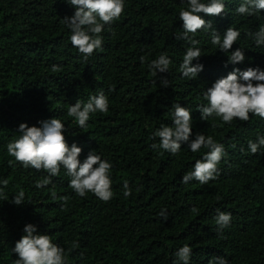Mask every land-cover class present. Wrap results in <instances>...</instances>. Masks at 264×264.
Segmentation results:
<instances>
[{
    "label": "trees",
    "instance_id": "obj_1",
    "mask_svg": "<svg viewBox=\"0 0 264 264\" xmlns=\"http://www.w3.org/2000/svg\"><path fill=\"white\" fill-rule=\"evenodd\" d=\"M242 2L224 0L221 16L200 14L221 40L229 27L241 35L229 52H221L211 42L212 29L190 33L201 50L193 66L202 64L203 71L189 78L179 71L192 47L182 38L179 17L187 0H125L123 14L101 33L102 47L87 59L72 46L71 30L62 22L76 10L67 0H0V181L8 180L6 187L0 183V264L18 259L12 249L27 224L65 250L66 264H174L185 244L193 249L190 264H209L216 257L228 264H264V146L255 154L248 146L264 137V119L250 114L246 122L228 124L216 116L201 120L199 112L208 103L206 90L234 68L264 70V44L258 46L255 36L264 26V11L240 15ZM237 48L245 61L225 67ZM162 53L172 63L153 76L149 64ZM53 65L61 70L53 72ZM101 91L108 111L90 114L80 128L68 115L69 106ZM175 103L191 109L190 140L202 133L224 145L216 179L206 184L182 179L209 149L193 153L182 143L173 155L152 147L160 143L153 134L161 124L172 126ZM52 118L68 129V145L82 148L81 162L95 151L113 165L110 201L91 192L79 197L63 166L52 183L37 188L48 173L25 168L8 154L21 123L40 127ZM125 182L131 189L127 198ZM21 190L25 196L17 206L12 201ZM63 197H69L66 205ZM218 211L231 214L228 227L216 224Z\"/></svg>",
    "mask_w": 264,
    "mask_h": 264
},
{
    "label": "clouds",
    "instance_id": "obj_2",
    "mask_svg": "<svg viewBox=\"0 0 264 264\" xmlns=\"http://www.w3.org/2000/svg\"><path fill=\"white\" fill-rule=\"evenodd\" d=\"M67 3L76 10L71 17H64L62 22L71 30L70 41L73 47L83 55L85 59L91 56L95 50L100 49L103 43L101 33L106 25H110L114 20L119 19L125 9V0H67ZM188 9L181 10L180 20L183 22V39L189 41L192 47H188L180 65L179 71L184 77L197 78L203 71L202 64L193 66V61L201 57V50L195 47L199 42L191 39L197 30L212 29L211 42L218 45L221 52H229L241 33L233 27L227 28L223 38L218 31L213 29L211 21H206L201 17V13L207 16H221L225 12L224 0H209L202 3L201 0H187ZM264 11V0H243L236 12L240 15H253ZM257 45L264 44V26L255 34ZM143 57L141 61L143 62ZM245 61L244 51L237 48L228 57V64L236 65ZM172 61L167 53L159 55L158 59L149 64L151 74L165 73L169 69ZM53 72L61 69L53 65ZM164 87L169 85L167 80L161 81ZM207 106L199 109L201 120L216 116L224 123L230 124L234 119L248 121L250 114L264 119V70L259 67L247 68L241 71L234 68L226 77L215 81L212 87L208 88L204 94ZM109 109L108 97L101 91L98 95L89 98L86 103L77 101L68 108V115L76 119L78 126L84 128L90 119V114L100 112L106 113ZM172 126L161 124L160 128L153 134V138L158 137L159 145L152 147L162 148L164 151L175 155L181 150V144L187 143L188 148L193 152H198L202 147L209 149L203 160H197L194 170L183 176L182 183L187 184L195 179L201 184H206L210 180L216 179L218 164L226 154L224 145L216 142L212 136H205L197 133L194 140H190L192 135V112L191 109L181 107L179 103L173 104ZM40 127H29L21 123L18 132L21 134L14 142L7 145L8 154L15 158L16 162L25 168L31 167L35 170L43 169L48 173V177L43 178L36 184L37 188H43L52 183L51 177L59 175L60 167L66 169L67 175L71 178L69 186L79 197H85L88 192L93 193L98 199L108 202L114 193L112 191V180L110 172L113 165L102 159L101 155L95 151L89 152L87 157L81 162L79 157L82 148L75 143L68 145L65 132V124L59 118H52L41 121ZM249 149L252 154L257 153L261 146H264V137H259L258 142L249 141ZM12 165V161H9ZM4 187L8 180L0 181ZM124 197L131 195V189L127 182L124 184ZM3 189L0 188V193ZM25 193L23 190L14 197L12 203L22 205ZM65 205L69 197L62 198ZM193 213H198L197 208H192ZM167 209H162L159 215L167 219ZM231 214L219 212L215 217V222L220 229L226 228L231 222ZM24 235L16 242L12 249L18 256L14 264H66L65 250L52 242V237L47 234H39L37 227L32 224L25 225ZM78 246V245H76ZM193 249L185 244L181 247L176 256L178 260L174 264H190ZM209 264H228L222 257H216L209 261Z\"/></svg>",
    "mask_w": 264,
    "mask_h": 264
}]
</instances>
